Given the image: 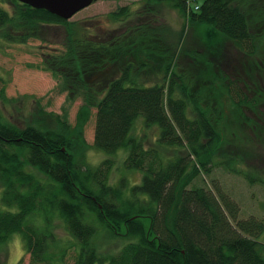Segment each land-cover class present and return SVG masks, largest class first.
<instances>
[{
    "label": "trees",
    "instance_id": "1",
    "mask_svg": "<svg viewBox=\"0 0 264 264\" xmlns=\"http://www.w3.org/2000/svg\"><path fill=\"white\" fill-rule=\"evenodd\" d=\"M191 1L147 0L83 27L18 0L10 10L0 5V41L24 43L45 28L67 29L63 50L47 54L44 68L96 109L94 145L109 154L127 148L126 167L143 173L127 194L125 184L109 181L110 158L98 166L77 158L82 122L48 114L50 121L17 126L0 108V248L18 232L33 262L58 264L73 248L72 264H264V219L240 217L239 202L215 180L214 189L194 184L220 166L252 183L264 182L263 175L223 154L222 106L211 101L216 91L220 99L217 80L176 63L188 25L207 27L255 58L264 43V0ZM159 5L184 17L179 31L159 20ZM214 64L239 116L252 122L246 108L257 111V98L234 90L223 62ZM243 86L250 88L245 79ZM140 117L155 130L152 140L134 132ZM62 221L71 238L57 231ZM101 226L110 236L124 228L135 238L103 252L94 243Z\"/></svg>",
    "mask_w": 264,
    "mask_h": 264
},
{
    "label": "rangeland",
    "instance_id": "2",
    "mask_svg": "<svg viewBox=\"0 0 264 264\" xmlns=\"http://www.w3.org/2000/svg\"><path fill=\"white\" fill-rule=\"evenodd\" d=\"M11 1L13 0H0V5L10 10ZM146 4L147 0H98L78 12L69 21L81 23L79 26L83 27L92 19L101 17L105 20L106 14L117 11L123 6L138 10ZM191 4L194 5L195 1L192 0ZM156 7L161 11L159 16L161 22L177 31L182 28L185 19L177 10L166 5ZM260 25L261 30H264V24ZM66 31L64 27L58 26L57 28H45L42 30L41 37L31 38L24 43L5 39L0 41V89L3 88L5 92V98L0 101V108L6 117L17 126H26L41 118L49 120L50 114L66 119L72 126L82 122L79 127L83 130L76 132L74 137L77 143V158L84 157L88 164L94 166L110 158L113 166L109 181L115 186L125 184L129 189V191L126 190L128 194L130 188L139 183L143 175L139 169L126 167L125 159L128 149L120 148L109 154L97 148L94 145L96 109L87 108L80 95L71 93L67 88H62V83L52 74V71L44 68L47 54L63 50ZM180 48L176 59L179 68L199 72L205 76L208 74L218 82L220 99L214 100L218 93L216 91L217 93L213 92L211 101L217 106H222L218 128L223 140L221 143L223 154L235 156L237 163L244 169L255 170L263 175L264 179V43L259 45L256 57L249 59L231 41L223 39L220 35L212 34L207 27L188 25ZM186 50L191 51V55H187ZM196 51L201 54V58L194 54ZM197 60H200L201 65L193 68L192 63ZM250 60L253 62L252 65L248 64ZM220 62H223L227 75L235 81L234 90L240 86L239 90L255 101L257 98V111L246 108L247 115H245L252 122L247 123L245 118L239 116L232 101L231 91L226 83L219 79L220 72L214 63L219 64ZM243 79L248 82L250 88H244ZM232 93L234 94V91ZM253 121L257 123L254 126L251 125ZM79 127H76L77 131L80 130ZM134 132L140 135L148 133L149 140H152L151 137L155 130L145 126L143 118L140 117L136 122ZM29 169L39 172L36 167L29 166ZM40 175L44 176L43 173ZM213 180L239 202L240 217L256 215L264 219V182L252 183L242 173H236L220 166L215 167L211 174L202 172L194 184H206L214 189ZM57 231L60 235H65L66 239L71 238L63 221ZM134 238L127 236L124 228L120 233L110 236L106 228L101 226L94 243L101 251L109 253L120 250L124 244ZM74 254L75 251L70 248L65 260L58 264H72L75 261ZM0 264L49 263L33 262L30 252L26 251L22 235L16 232L1 246Z\"/></svg>",
    "mask_w": 264,
    "mask_h": 264
},
{
    "label": "water",
    "instance_id": "3",
    "mask_svg": "<svg viewBox=\"0 0 264 264\" xmlns=\"http://www.w3.org/2000/svg\"><path fill=\"white\" fill-rule=\"evenodd\" d=\"M33 8L45 9L62 19L70 20L78 12L89 7L98 0H19ZM65 149V147L63 148Z\"/></svg>",
    "mask_w": 264,
    "mask_h": 264
}]
</instances>
